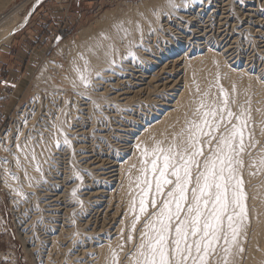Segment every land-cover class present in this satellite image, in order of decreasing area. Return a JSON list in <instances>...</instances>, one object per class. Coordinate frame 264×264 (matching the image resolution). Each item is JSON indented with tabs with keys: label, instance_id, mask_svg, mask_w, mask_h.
Segmentation results:
<instances>
[{
	"label": "bare ground",
	"instance_id": "obj_1",
	"mask_svg": "<svg viewBox=\"0 0 264 264\" xmlns=\"http://www.w3.org/2000/svg\"><path fill=\"white\" fill-rule=\"evenodd\" d=\"M7 3L8 0H0V10ZM217 14L221 16L218 17ZM232 16L239 18L238 23L242 16L245 22L238 24L241 26L242 35L249 42L262 43L261 50L258 51L264 54V0H171V3L170 0H145L139 4L127 5L125 9L118 7L106 12L96 23V28L82 30L72 42H67L68 45L72 44L70 49L67 48L65 64L56 67L59 70L56 81L46 73V68L38 73L53 89H69L73 93V102L71 105L62 102V107L52 113L49 111L51 114L47 115L46 120L41 118L46 122L38 128L32 126L34 129L31 128L26 135H23V129L13 133L6 132L2 137L0 150L7 152L11 165L0 160L2 184L14 198H21L24 192L32 202L36 203L39 197L43 198V202L47 189L53 188L57 183L54 181L55 175L65 172L67 181H75L74 191L65 195L67 205L70 207L74 204L76 207L71 211V208H66L62 212L60 219L64 226H59L55 231L53 226L57 227L56 224L46 225L49 229L48 238L44 235L46 238L36 236L34 243H28L30 247L25 250L27 254L34 256V264H56L55 259L60 256L66 258V264H114V253L118 257L116 264H134V254L148 219L147 214L139 213V200L142 189L145 188L142 180L144 168L149 169L147 179L152 182V190L147 197V209L149 213L154 211L150 202L155 192V180L150 168L156 142L161 141L167 147L173 135L185 129L189 121L200 122L203 112L210 111L213 107L219 110L225 95L228 100L227 107L234 113L231 123H238L235 116L240 115L242 110L251 109V119L248 120L245 130V143L248 147L242 154L248 218L240 230L238 243L244 251L239 253L232 247L231 254L227 257L228 264H264V167L260 164L264 159V76L254 72L252 66L238 64L237 58L234 59V43L239 41L241 32L228 28L227 23ZM216 19L219 22L224 20L227 27H216ZM16 20H9V24L13 25ZM16 23L14 28L1 31L0 44L7 42L14 31L20 28ZM244 24L246 27L243 28ZM220 25L222 24L217 26ZM250 30L253 33H248ZM102 33L107 39L101 37ZM157 38H166L172 42L168 51L160 52L156 49L153 43ZM166 60L168 63L161 66ZM130 70L135 71L127 73ZM155 70L157 71L153 72ZM126 73L130 79L124 81L128 87L124 94L137 91L148 78L149 81H145L143 85L146 88L138 90L152 88L156 98L136 110L143 112H138L135 117H128L124 107L129 106L133 97L122 98L123 103H119V94L110 97L112 101H116L111 104V110L114 109L118 117L108 119L103 112L104 103L108 101L107 93L117 89L120 84L113 83V79H119ZM81 76L84 77L83 81ZM132 79L137 80L134 82L135 86L131 85ZM57 95L62 96L59 93ZM64 96L65 94L62 97ZM84 117H88L90 121L97 117L98 120L126 123L117 128L121 134L113 133L125 146L123 145V149L120 147L121 150L116 147L110 151L109 157L112 159L108 160L110 163L107 162L108 167L104 168L108 171L101 173L106 177L98 180L95 172L86 168L90 165L86 159L88 156L84 155L88 153L84 152L85 132L80 128L85 123ZM209 120L212 121V117ZM224 123L227 121L221 123L220 132L224 131ZM219 134L215 133L217 136ZM7 142H10L11 148L7 147ZM204 153H208L207 145H204ZM160 164L162 161L158 162ZM7 166H13V171L10 172ZM94 166L101 167L103 164ZM83 172L101 184L116 182L114 190L84 193L89 183L86 184L84 178L81 179ZM168 187L170 186L165 187V193ZM80 192L82 193L79 194ZM97 198H105L103 203L107 212L104 211V217L108 219L107 222L103 220L104 225L98 231L99 226L90 228V217L88 218L91 207L99 202ZM163 198L156 197L157 200ZM48 202L41 206L48 205ZM41 206L37 207L38 212ZM55 215L48 218L49 222L53 221ZM137 215H140V220L133 231L132 226ZM129 235L133 237L131 241L128 239ZM227 246L221 239L216 253L211 257V264H223L224 248ZM64 257L60 259L63 261Z\"/></svg>",
	"mask_w": 264,
	"mask_h": 264
},
{
	"label": "rangeland",
	"instance_id": "obj_2",
	"mask_svg": "<svg viewBox=\"0 0 264 264\" xmlns=\"http://www.w3.org/2000/svg\"><path fill=\"white\" fill-rule=\"evenodd\" d=\"M143 1L145 0H8V3L5 4V6L0 10V37L2 35L1 31L6 30V28L8 29L13 26L15 27L14 24L15 22H17L16 24L20 25V28L14 31L11 38L7 42H2L0 44V138H1L0 145L3 143L2 137H4L6 132L11 131L13 133V131H16L18 129H23V135H26L30 130L34 129L33 127L38 128L40 127V124H44V122L46 121L43 120H46L48 118L50 112L52 113L58 107L59 108L62 107V102L70 105L73 102V93L68 91L69 89L66 88L62 89L59 87L57 90H55L52 88V86H49L46 83L45 79H42L43 77L38 76L41 73V71L44 68H46L47 69L46 73L50 75L52 80L56 81V78L58 76L57 73L59 71L58 68L56 69V67L59 65H60L59 67H61V65L65 64L66 54L68 53V49H70L69 46L72 44L71 43L68 45L67 42H72L73 38L77 35V33H79L82 30L88 28H92V29L96 28V23L100 21L101 17H103V15L106 12L112 11L118 7L121 9H125L127 5L139 4ZM217 16L219 17L221 15L217 14ZM11 19L12 20L17 19L15 22H13V25L9 24V20ZM242 19L243 18L241 16V21L240 23H238L239 18L232 16L229 23H227L228 28L233 31L237 30L236 32L238 31L241 32V26L239 25L245 22V20L243 22ZM217 21L218 19L215 20L216 27L218 28L227 27V25H224L225 23L224 20H220V22ZM219 23L222 24L220 25L221 27L217 26ZM244 27H246V24H244L243 28ZM252 31L250 30L248 33H253ZM237 36L238 35H236V37ZM244 36L245 35L244 34L242 35L241 32L240 35L238 36L239 41L234 43V46H236L234 59L237 58L238 64L241 65L246 64L248 65V67L252 66L251 69H253L254 72L258 74L261 73L260 75L264 76V54L259 52L261 50L262 43L255 44V42L252 41L249 42L245 39L246 37ZM154 43L153 45L160 52L168 51L169 47L172 45V42L166 40V38L165 39L157 38V40L155 39ZM256 50L259 51L257 52ZM258 53L259 56L257 55ZM166 63H168L167 60L163 61L161 63L162 65L161 64L160 65L163 66ZM157 70L153 72H156ZM132 71L131 70L127 71V73L129 72L133 73ZM127 73L125 75H122L120 77L121 79L117 78L118 79L117 80L116 78H114L113 83H120L118 85L119 87L117 86V89H114L113 91L110 90L107 93L108 101L104 103L105 106L103 112H105L104 115L108 119H113V116H115L114 118L118 117L117 116L118 114L114 111V109L111 110L112 109L111 104L113 102L115 103L116 101H112L110 97H115L116 95L118 96L119 94L118 96L119 103H123L122 98L133 97L131 99L129 106L124 107L128 117H135L140 112H143L141 110L140 112L136 110L140 109L142 104L152 101L153 99L156 98L154 96L156 94L155 92H153L152 88L148 90H138L140 88L141 89L146 88V86L143 85H145L144 84L145 81L146 82L149 81L148 78H146V80L142 83L143 85H140V88H138L137 91L133 90L131 92H127L126 94H124L125 90L126 91L128 90L127 89L128 87L126 86L127 82L124 81L130 79L129 77H127L129 76V74ZM147 74H149V72H147ZM136 81L137 80L132 79V84L131 83L129 84L135 86ZM60 90L65 94L64 97H62L64 94ZM51 91H55V92L51 93ZM57 93L62 94V96H58ZM69 95H71L72 97ZM132 102L133 104L131 105ZM64 103L63 105H65ZM105 110L108 112V114ZM87 118L88 117L86 118L84 117L83 121L85 123L80 127L81 131L84 130L83 133L85 132L84 133L85 142L83 144L87 148L85 147L84 152H88V153H85L84 155L88 156L86 159H87V163L90 165V166H86V168L88 170H91L92 172H95L96 180H98L100 178L106 177L105 174L103 175L101 173H105L108 171L105 169L108 167L106 165V163L109 162L108 160L112 159L111 157H109L110 151H112V149L116 147L117 149L121 150V148L123 149V147L125 146L124 142L115 138L114 134L116 133L121 134V132H118L117 128L122 127V125H125L126 123L121 122L119 124L118 122L117 123L111 122L108 119L107 121L98 120L97 117L94 118L93 121H90ZM91 124L95 126H92ZM94 140L95 141L97 140L96 141L97 143ZM9 143L10 142H7L8 144L7 147L11 148L9 146L10 145ZM98 150H100V152ZM67 157L68 156H66V158ZM0 160H3L9 163V165H11L9 160L7 159L6 151L0 150ZM82 162L83 161H81V163ZM94 164L95 165L103 164V166L93 167ZM7 167L10 172L13 171V166H7ZM60 168H62V166H60ZM2 172H3L2 168L0 167V264H34L35 263L33 261L34 256L31 255L30 253L27 254L26 250L29 249L30 244L34 243V239L36 236L41 237L44 235L48 238L49 229L46 228V225L56 224L57 227L53 226L55 231L56 229L60 228L59 226H64L61 223L62 222V220L60 219L61 215H63L66 208L67 209L71 208L69 209L71 211L72 208L76 207L74 204L69 207V205H67L68 200L65 197V195L68 192L74 191L75 181L74 182L73 180H70L71 182L69 180L67 181L64 177L65 172L64 173L59 172V174L55 175L56 178L54 181L57 182L55 183V186L53 188L47 189L46 191L47 194L45 195V201L42 202L41 200H43V198H40L38 196L39 197L37 201L38 203L37 202L35 203L33 201L36 204L35 205L29 198H27L26 193L24 192H23L24 197L20 196L21 198L18 199L14 198L11 192L8 190V188L4 184H2L3 183ZM81 174L83 176V177L81 176V179L84 178L83 180L86 182V184L89 183L88 184L89 186L86 189H84L83 191L84 193L90 192L91 194L92 192L94 193L96 191L111 192L115 188L116 182H110L109 185L101 184L95 181L94 179H92L85 172ZM81 193L82 192H80L79 194ZM57 196L59 197L57 198ZM96 200L99 201L100 203L98 202L97 204H95V206L93 205L94 207L93 206L91 207V214L88 216V218L90 217L89 225L91 227L90 226L89 227L93 229V227L96 226L97 228L99 226L97 228L98 231L100 230L101 225H104L103 224L104 221L107 222L108 219L104 217V211L107 212V210L105 209V204L103 203L105 198H97ZM100 200H102V202ZM48 201H51L52 203ZM47 202L48 205H45L44 207L41 206ZM39 206L42 207L41 208L42 210L39 209L38 212ZM40 212L43 213L44 216H42L43 214L41 215ZM52 215H55L54 219L52 222H49V219ZM44 236L43 238H46ZM74 250H77V248H74ZM60 257H64V256H60ZM60 257H57L58 258V259L56 258L57 260L55 259V262L57 261L56 264L59 262H60L59 264H66L64 263L67 262L66 258L64 257L62 261Z\"/></svg>",
	"mask_w": 264,
	"mask_h": 264
},
{
	"label": "snow or ice",
	"instance_id": "obj_3",
	"mask_svg": "<svg viewBox=\"0 0 264 264\" xmlns=\"http://www.w3.org/2000/svg\"><path fill=\"white\" fill-rule=\"evenodd\" d=\"M101 37L107 39L103 33ZM227 106L225 95L219 110L213 107L203 112L200 122L189 121L185 129L173 135L167 147L161 141L156 142L150 168L155 180L150 202L154 211L149 213L147 209L152 182L147 179L149 169L144 168L145 188L139 200V213L147 214L148 219L134 254V264H211L221 239L228 245L224 248L223 264H228L232 247L239 253L244 251L238 243L240 230L248 218L242 154L248 147L245 130L251 109L242 110L235 116L238 123L233 124L234 113ZM224 121L227 123L220 132ZM248 136L251 139V133ZM204 145L208 146L207 154ZM159 161L162 164L158 165ZM260 164L264 167V159ZM166 186L170 187L165 193ZM158 196L164 198L157 200ZM139 220L137 215L133 231ZM128 239L131 241L133 237L129 235ZM113 255L116 264L118 257Z\"/></svg>",
	"mask_w": 264,
	"mask_h": 264
}]
</instances>
